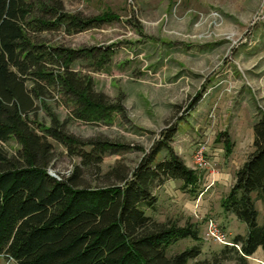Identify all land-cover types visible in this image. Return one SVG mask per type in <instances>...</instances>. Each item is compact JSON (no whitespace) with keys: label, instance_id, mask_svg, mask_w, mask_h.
I'll use <instances>...</instances> for the list:
<instances>
[{"label":"trees","instance_id":"trees-1","mask_svg":"<svg viewBox=\"0 0 264 264\" xmlns=\"http://www.w3.org/2000/svg\"><path fill=\"white\" fill-rule=\"evenodd\" d=\"M115 18L110 11L90 17L70 13L59 0H0V255L17 264L206 262L197 260L203 253L197 224L160 221L146 213V208L155 209L156 185L180 180L184 190H194L190 187L200 181L197 170L171 145L177 128H167L132 173L121 164L112 167L108 174L121 183L85 185L84 168L100 169L108 151L119 144L69 133L67 120L49 103L64 100L72 105L69 114L84 121L122 110L96 91L91 75L74 68L79 59L98 56V48L77 50L43 36L72 35ZM253 129V150L221 204L248 231L236 236L234 245L223 244L209 264H252L249 258L260 248L264 252V223H258L256 207V200L264 201V115ZM11 141L18 145L14 151L8 147ZM54 141L80 158L69 177L49 173ZM163 151L168 155L159 159ZM185 239L199 244L170 253L173 244Z\"/></svg>","mask_w":264,"mask_h":264},{"label":"rangeland","instance_id":"rangeland-1","mask_svg":"<svg viewBox=\"0 0 264 264\" xmlns=\"http://www.w3.org/2000/svg\"><path fill=\"white\" fill-rule=\"evenodd\" d=\"M59 1L70 13L90 17L110 11L116 15L100 28L72 35L43 34L52 43L73 49L98 48V56L83 57L74 68L91 75L96 91L111 104L123 107L84 121L69 114L71 104L50 100L67 120L69 133L119 144L108 151L100 169L84 168L82 182L100 187L121 183L108 174L110 169L121 164L132 173L161 134L175 126L171 145L197 170L200 181L190 187L194 190H184L180 180L156 185L155 209L146 208V213L160 221L197 224L203 250L197 260L209 264L224 246L206 235L210 219L227 230L231 241L248 231L246 223L228 214L221 204L253 150V124L264 115V0ZM40 118L49 122L44 112ZM53 143L49 173L58 178L71 176L80 158ZM202 145L209 165L200 169L193 155ZM8 147L14 151L18 145L11 141ZM167 155L163 151L158 158ZM256 207L262 225L264 201L256 200ZM194 244L199 242L180 240L170 253ZM249 261L264 262V253L254 254ZM0 264L17 263L0 255Z\"/></svg>","mask_w":264,"mask_h":264},{"label":"built area","instance_id":"built-area-1","mask_svg":"<svg viewBox=\"0 0 264 264\" xmlns=\"http://www.w3.org/2000/svg\"><path fill=\"white\" fill-rule=\"evenodd\" d=\"M193 158H194L195 167L200 169L208 167L209 162L205 155V149L203 145L196 149ZM207 224L208 225H207L206 235L208 236L209 239H212L213 241L224 245L225 244L234 245L233 240L231 241L229 239V234L227 230L222 228L217 221L210 219ZM236 246L240 248L239 245Z\"/></svg>","mask_w":264,"mask_h":264},{"label":"crops","instance_id":"crops-1","mask_svg":"<svg viewBox=\"0 0 264 264\" xmlns=\"http://www.w3.org/2000/svg\"><path fill=\"white\" fill-rule=\"evenodd\" d=\"M192 168H193V166H192ZM201 210L203 211V209L200 208V211H201ZM258 252H262V253H264L263 250H262L261 248L258 249L256 253H258ZM256 253H255V254H256Z\"/></svg>","mask_w":264,"mask_h":264},{"label":"water","instance_id":"water-1","mask_svg":"<svg viewBox=\"0 0 264 264\" xmlns=\"http://www.w3.org/2000/svg\"><path fill=\"white\" fill-rule=\"evenodd\" d=\"M52 175V174H51ZM54 176V175H53Z\"/></svg>","mask_w":264,"mask_h":264}]
</instances>
